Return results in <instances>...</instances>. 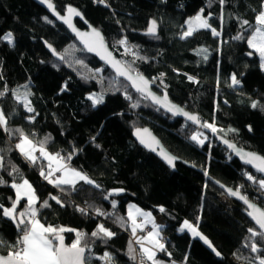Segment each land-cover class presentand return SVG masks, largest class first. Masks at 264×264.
Instances as JSON below:
<instances>
[{"label": "trees", "instance_id": "obj_1", "mask_svg": "<svg viewBox=\"0 0 264 264\" xmlns=\"http://www.w3.org/2000/svg\"><path fill=\"white\" fill-rule=\"evenodd\" d=\"M51 1L61 14L69 6L79 9L89 23L102 30L115 56L131 71L149 78L157 93L197 113L204 124H214L216 133L239 147L264 157V109L259 106L264 105V73L254 94L246 85L232 84L233 75L241 82L260 68L248 38L257 28L256 16L264 0H225L224 4L220 0ZM200 14L219 36L203 29L183 37L188 21ZM153 20L159 26L157 37L145 35ZM244 20L249 24L242 26ZM76 24L84 29L81 22ZM7 33L13 34V45L3 39ZM44 42L64 57L63 63L51 57ZM248 52L255 58H248ZM24 88H29L34 112L16 99ZM5 90L0 109L8 118L10 131L0 127V177L7 181L0 184V204L11 207L16 198L11 185L30 181L39 200L50 205L37 204L41 224L76 230L61 233L67 246L75 242L76 232L86 234L81 241L87 246L86 264H107L105 253L112 257L111 264H136L132 239L138 240L132 235L127 214L131 203L166 222L162 229L166 251L156 254L160 264H259L264 257L260 237L254 238L260 252L245 246L251 243L248 229L257 230L245 208L228 199L206 174L264 209V189L249 181L247 174L257 180L262 177L241 166L210 135L205 134L202 145L192 140L197 129L134 93L32 0H0V91ZM89 94H102L103 103L93 106ZM253 102H258L257 108L251 107ZM145 127L181 160L175 172L135 142L133 133ZM17 129L37 146L48 137L47 151L64 157L94 184L80 182L74 189L64 185L61 192L60 187L45 183L40 171L47 162L41 158L33 164L15 149L16 140L22 139ZM115 190L123 193L114 194ZM52 196L59 197L63 206ZM27 208L26 201H20L17 212ZM184 221L196 224L220 255L188 232L180 233ZM101 224L115 235L93 237L91 233ZM21 238L16 223L0 209V240L4 241L0 253L18 250ZM148 264L152 262L148 260Z\"/></svg>", "mask_w": 264, "mask_h": 264}, {"label": "snow or ice", "instance_id": "obj_2", "mask_svg": "<svg viewBox=\"0 0 264 264\" xmlns=\"http://www.w3.org/2000/svg\"><path fill=\"white\" fill-rule=\"evenodd\" d=\"M99 3L104 4L105 0H98ZM221 4L225 3V0H220ZM48 7L55 11L53 4L48 3ZM68 16L61 17L66 23L69 24L71 27V17L72 16H81L82 14L76 10L75 8L69 6L67 8ZM256 22L259 25L255 29V34L252 35L251 39L248 40V44L260 54L262 60H264V4H262V10L256 16ZM249 21L244 20L242 22V26L248 25ZM211 29L212 34L215 36H219L220 32H218L215 28H211V25L208 23V19L204 18L202 15H197L192 20L188 21V29L183 33V37H189L193 34L194 31L197 29ZM75 31V28H73ZM157 32V22L153 20L151 22V26L148 28V33L155 35ZM78 35L83 36L84 34L78 33ZM93 36L96 38L91 43H88V50L89 51H97V49H103L106 53V48L104 45L103 37L101 36L100 32L93 29ZM241 37H236V39H240ZM4 40L8 41L10 44L13 43V37L11 33H8L3 37ZM121 44H126V40L120 41ZM51 47V45H49ZM53 52L55 50L53 49ZM202 53H207V49H202ZM249 55H252L250 52ZM105 58L108 59L110 63H113V66L116 67L117 72L119 75L126 77L128 80L132 81V86L136 88V90L142 93L145 98H150L154 103L159 104L168 111L173 112V114H182L187 116L189 120L194 122H199L198 117L189 115L188 113L184 112L183 109L178 108L177 106L171 104L168 101L167 95L165 94L164 97L161 99L153 94L149 90V81L145 79L142 75L137 74L135 77L133 75L121 68L119 66V62H115L111 59L110 54L106 53ZM60 59H63L61 56ZM204 59H207V55L204 56ZM264 68V63L261 65ZM163 75V74H162ZM189 80H194V77H188ZM241 82L236 78L235 75L232 76V84L239 85ZM67 85H65V88ZM5 91H0V96L5 95ZM20 95L17 94L16 99L20 100ZM89 99L92 100L93 106L97 104L103 103V95L100 96H90ZM131 99V97H128ZM136 104H133V107H136ZM262 109H264V105H259ZM24 107L27 109L28 112H34V109L30 106V102L25 99ZM252 108L258 107V102H253L251 104ZM34 119V117H33ZM0 127L3 128L5 132H9L10 129L8 128V118L6 117L4 111L0 109ZM203 127L210 128L212 132H217L218 129L215 127L214 124H204ZM20 136L22 137L21 143L17 144V148L20 152L28 159L31 163L35 164L38 160V157L35 155L36 152H39L41 156H43L48 161H55L56 167L53 168L51 163L48 165L47 172L41 168L40 175L44 177L50 184H53L56 187L61 188V192L64 191V188L61 187L63 185H70L72 188H75V184L77 181H84L87 184H94V181L89 179L85 174L76 171L75 169H70L67 166V163L64 160V157H61L59 154L53 155L49 153L45 147V144L48 141V137H45L44 141H41L39 146H37L27 135L23 134L21 129L16 130ZM229 131H235V129H229ZM146 133L147 130H144ZM137 136H141V130L137 129L136 132ZM192 140L197 141L201 145L204 143V139L201 137V134H196L191 137ZM141 143H146L143 136H141ZM225 143H228L225 141ZM151 147V145H149ZM230 148H234L235 146L229 144ZM155 150V149H153ZM240 154V153H238ZM161 155L163 158L168 162L169 165L175 166L174 161L175 157L164 153L161 150ZM241 158L245 160L246 163L253 165L257 171L264 173V157H261L254 153H243L241 154ZM71 159V156L68 157ZM3 167V157L0 156V168ZM17 171V169L13 168V172ZM62 173V175L57 176L56 173ZM11 174V173H9ZM247 179L252 181L253 183H258L261 189H264V178L257 180L255 176L252 174H247ZM7 181L0 177V184H5ZM12 188L16 190V198L12 203V206L9 208H5L2 204H0V209H3V216L8 217L10 220L16 223V227L21 230L22 238L19 241V244L22 247L19 250H13L9 253L7 257L0 256V264H85V251L86 245L82 246L81 241L86 235L85 233L76 232V240L71 246H66L64 244V237L61 233L65 231H76L74 229H65L61 228H54L52 226H45L41 224L39 219H37V208L36 205L41 203L43 207H50L47 200L40 201L39 197L36 194L35 189L32 185L27 181L24 180L22 184L13 183L11 185ZM98 188L99 185H96ZM122 191V190H118ZM230 195L238 197L242 200L251 211L248 213L250 217L255 221V223L259 226L261 231H257L254 228H249L248 232L251 234L249 240L251 243H246L245 246H249L252 252H260L261 249L258 244L255 242V237H260L264 240V209H260L256 207L255 204L251 203L247 196L242 195L238 190L228 189ZM27 199L28 208L26 211H22L17 213V205L20 204L22 199ZM52 200L56 201L57 204L63 206L62 201L57 196H52ZM82 214L86 213L85 208L78 209ZM164 211L163 208L160 209ZM99 213V210L97 209ZM139 212V210H137ZM103 215V213H99ZM145 216L146 222L150 214L142 213ZM131 216V213H130ZM27 217V219H25ZM132 232L135 235L136 230L141 225L136 224L135 217H132ZM153 227L156 228V225L153 224ZM198 226H193L188 221H184L183 227L180 229L184 231V229H188L193 237H200L209 247H212L210 241L206 237H204L198 230ZM93 237H107L111 238L115 235L114 232L104 227V225H99L98 229L91 233ZM144 240H147L152 247H146L144 245ZM4 241L0 240V244H3ZM137 243L141 246V251L143 256L146 257L147 260L151 261L152 264H160L155 258L156 250L159 251H166L165 244L161 242V238L159 235V230L155 232H149L147 237H143L138 239ZM213 251L216 252V255H220L215 248ZM169 255H171L169 253ZM105 260L111 264L112 257L105 253L104 257ZM135 255L132 256V259H135ZM141 264H143V260H141ZM259 264H264V257L259 258Z\"/></svg>", "mask_w": 264, "mask_h": 264}, {"label": "water", "instance_id": "obj_3", "mask_svg": "<svg viewBox=\"0 0 264 264\" xmlns=\"http://www.w3.org/2000/svg\"><path fill=\"white\" fill-rule=\"evenodd\" d=\"M35 4H37L41 9H43L46 13H48L56 22H58L59 24H61L62 26H64L69 32L70 34L75 38V40L78 42V44L81 46V48L89 55V56H92L94 57L95 59H97L103 66H105L106 68H108L115 76L116 78H118L119 80H122L124 82H126L130 88L132 89V91L136 94H139L143 97H145L142 93L138 92L136 90L135 87L132 86V81L128 80L126 77L124 76H121L118 74L117 72V69L116 67L113 66V63H110L108 61L107 58H105L106 56V53L107 54H110V57L113 61L115 62H119V66L127 71H129L133 77H135L138 73H135L133 71H131L126 65H124L119 58H117L115 56V54L113 53V51L111 50L110 46L108 45L106 39H105V36H104V33L102 32L101 29L93 26L91 23H89L87 21V19L84 17L83 13L75 8L76 10H78L82 15L81 16H72L71 17V27L69 26L68 23H66L63 19H61V17H66L68 16V12H67V8L64 12V14H61L57 9H56V6L55 4L51 1V0H32ZM48 3H51L53 4L54 6V9L55 11H53V9H50L48 7ZM77 21L81 22L84 26V29H81L77 26ZM152 22V21H151ZM150 26H151V23H150ZM149 26V27H150ZM73 28H75V31H73ZM93 29L97 30L100 32L101 36L103 37V41H104V45H105V48H106V53L103 49H97V51H89L88 50V43H91L93 40H95L96 38L93 36ZM78 33H82L84 34L83 36L81 35H78ZM159 34V26L157 25V32L155 35L153 34H150V33H146L145 35L146 36H149V37H157ZM86 41L88 43H86ZM45 44V47L47 49V51L49 52V54L51 55V57L53 59H55L56 61L60 62V63H63L64 62V57L59 54L54 48L53 46L49 47L50 44L44 42ZM53 49L55 50V52H53ZM250 52L247 53V57L250 58V59H254L255 58V54L253 52L252 55H249ZM63 57V59H60V57ZM142 75L145 79H147L150 83H149V90L155 94L157 97H160L161 99L164 97V94H159L157 93L155 90H154V84L153 82L147 78L145 75L143 74H140ZM168 98V101L171 102V104L177 106L178 108L180 109H183L184 112L188 113L189 115H193V116H196L198 117V120L199 122H194L192 120H189L187 118V116H184L182 114H173V112H170L167 110V108L159 105V104H156L154 103L150 98H146L153 107L159 109L160 111L164 112L165 114H167L168 116L176 119V120H180L182 122H185L187 124H189L190 126L194 127L195 129L197 130H200L204 133H206L207 135H210L211 137H213L226 151L229 152V154L232 155V157L234 159H236L240 164L241 166L247 168V169H250L252 172H254L255 174L259 175L260 177L264 178V173H261L259 171L256 170V168L251 165V164H248L245 162L244 159L241 158V154L243 153H254V154H257L255 152H252V151H249V150H246L244 148H241L239 147L236 143L230 141L229 139H227L226 137L216 133V132H212V130L210 128H207V127H203L204 125V122L203 120H201L200 116L197 114V113H194V112H191L189 110H187L186 108L180 106L179 104L175 103L174 101L171 100V98ZM144 130H147V132L145 133ZM137 132V131H136ZM136 132L133 133V139L135 140V142L138 144V146L140 148H142L143 150H145L146 152L154 155L156 158H158L167 168H169L172 172H175L176 171V163H180L181 160H179L178 158H176L173 154H171L163 145V143L161 142V140L157 137V135L153 132V130L150 128V127H145L144 129H141V136H143L144 140L146 141V143H141V136H137ZM225 141H227L228 143H225ZM229 144H232L234 145L235 147L234 148H230L229 147ZM151 145V147L149 146ZM155 149V150H153ZM161 150H163L164 153H167L168 155L170 156H173L175 157V161H174V164L175 166L173 167L172 165H169L168 162L163 158V156L161 155ZM240 153V154H238ZM259 156H261L260 154H257ZM263 157V156H261ZM186 166L192 168V169H195L196 171H199L201 172V170L187 164V163H184ZM207 178L213 183L215 184L219 189H221L224 194L227 196L228 199L230 200H233V201H236L237 203H239L240 205H242L244 208H245V214L246 216L248 217V219L254 224V226L257 228L258 231H261L259 229V226L255 223V221L252 219V217H250L248 215V213L251 211V209L248 208V206L242 201L240 200L238 197H235V196H232L229 194L228 192V189H231L225 185H223L222 183L214 180V179H211L207 174H206ZM234 190V189H233ZM241 193V192H240ZM242 194V193H241ZM243 195V194H242ZM251 202V201H250ZM253 204L256 205V207L260 208V209H263L260 205H258L257 203H254V202H251ZM64 244L66 245L65 241H64ZM67 246V245H66ZM256 253V252H254ZM86 255H87V251H85V264H86ZM0 256H3V257H7L8 255H4V254H1L0 253Z\"/></svg>", "mask_w": 264, "mask_h": 264}, {"label": "rangeland", "instance_id": "obj_4", "mask_svg": "<svg viewBox=\"0 0 264 264\" xmlns=\"http://www.w3.org/2000/svg\"><path fill=\"white\" fill-rule=\"evenodd\" d=\"M200 15H202V14H200ZM204 18H207V17H205L204 15H202ZM208 19V18H207ZM208 23H209V21H208ZM210 24V23H209ZM257 27H259V25L257 24ZM211 28H212V26H211ZM197 30H203V28H201V29H197ZM196 30V31H197ZM195 32V31H194ZM193 32V33H194ZM8 34V33H7ZM6 34V35H7ZM255 34V32L252 34V35H254ZM252 35H250L249 36V38H248V40L249 39H251V37H252ZM12 37H13V34H12ZM8 42V41H7ZM9 43V42H8ZM14 44V37H13V43H11V45H13ZM248 46H249V48L252 50V51H254L255 53H256V55H257V57L259 58V61H260V68L256 71V72H254V73H252L250 76H248V78L246 79V80H242L241 81V83H240V85H246V86H248L247 88H249V91L251 92V94H254L255 93V89H256V87H257V83H258V79H259V76H260V74L261 75H263V73H264V68H262L261 67V65H262V63H264V60H262L261 59V57H260V54L258 53V52H256L249 44H248ZM20 100H18L19 102H21L23 105H24V102H25V99L28 101V102H30V106L32 107V104H31V100H30V92H29V88H24V89H22L21 91H20ZM90 96H95L94 94H89L88 95V98L90 97ZM99 104H97L96 106H98ZM33 108V107H32ZM26 109V108H25ZM27 110V109H26ZM201 134V137L206 141V136H205V134L206 133H204V132H202V131H200V130H198L197 132H195V134L194 135H196V134ZM21 138H18L17 140H16V144H18V141L20 140ZM34 143V142H33ZM21 153V152H20ZM50 153V152H49ZM22 154V153H21ZM52 154V153H51ZM53 155H55V154H53ZM42 158H43V156H42ZM28 160V159H27ZM51 163L52 164H54V166L56 167V162L55 161H51ZM67 166L70 168V169H73V168H71L68 164H67ZM54 167V168H55ZM76 170V169H75ZM76 171H78V170H76ZM79 172H81V171H79ZM81 173H83V172H81ZM84 174V173H83ZM56 175L57 176H60V175H62V173H60V172H58V173H56ZM86 175V174H85ZM87 176V175H86ZM88 177V176H87ZM89 178V177H88ZM90 179V178H89ZM28 181V180H27ZM29 183H30V181H28ZM80 182H82V181H77L76 182V184H78V183H80ZM23 183V181L21 182V183H19V184H22ZM31 184V183H30ZM75 184V185H76ZM53 185V184H52ZM64 186V185H63ZM14 191H15V194H16V190L14 189ZM113 193L114 194H121V193H123V191H118V190H115V191H113ZM23 200H25L26 201V203H27V199L26 198H24V199H22L21 201H23ZM36 208H37V205H36ZM17 209H18V206H17ZM137 210H139V212H137ZM18 213V212H17ZM130 213H131V216H130ZM142 213H147V214H150L149 215V217H148V220H147V222H146V219H145V216L144 215H142ZM127 214H128V217H129V219H130V223H131V230H132V227H133V225H132V217L134 216L135 217V220H136V224L137 225H140L141 224V227H138L137 228V230H136V233H135V235L133 234V232H132V235H133V237L135 238V239H140V237L138 236V234H139V229L141 230V229H143L144 227H150V228H152L153 230H152V232H155V231H157V229L159 230V235H160V237H161V234H162V229L166 226V222H165V220L162 218V217H160V216H155L150 210H146V209H143V208H141V207H139L138 205H135V204H133V203H131V204H129L128 205V207H127ZM8 218V217H7ZM142 219L143 220V223H139L138 222V219ZM9 219V218H8ZM189 222V221H188ZM190 224H192L193 226H197L196 224H193V223H191V222H189ZM153 224H155L156 225V228H154L153 227ZM183 225H184V223H183ZM183 225L179 228V232L180 233H185V232H188L190 235H191V237L192 238H194V239H200L201 241H203V243H205L204 242V240H202L200 237H193V235H192V233L188 230V229H184V231H181L180 229L183 227ZM63 228H65V229H68V228H66V227H63ZM197 230L200 232V230H199V228H197ZM201 233V232H200ZM202 234V233H201ZM204 237H206L204 234H202ZM148 236V235H147ZM207 238V237H206ZM208 239V238H207ZM144 241H147V240H144ZM208 241H209V239H208ZM148 242V241H147ZM211 243V242H210ZM206 244V243H205ZM208 247H209V245L208 244H206ZM212 245V244H211ZM210 248H213V246L212 247H210ZM156 258V257H155Z\"/></svg>", "mask_w": 264, "mask_h": 264}, {"label": "built area", "instance_id": "obj_5", "mask_svg": "<svg viewBox=\"0 0 264 264\" xmlns=\"http://www.w3.org/2000/svg\"><path fill=\"white\" fill-rule=\"evenodd\" d=\"M21 141H22V139H20V140L18 141V144L21 143ZM14 146H15V149L19 150V149L16 147V146H17L16 143H14ZM35 155L38 157V160L41 158V154H40L39 152H36ZM48 165H49V164H47V165H46V168H45V171H46V172H47V170H48ZM43 181H44L45 183L51 185L47 180L44 179V177H43ZM110 214H112V212H111ZM102 216H105V214H103ZM138 222H139V223H142L143 220L139 218V219H138ZM149 230H150V229L147 228V229L145 230V232H148ZM160 238H161V242L164 243V244H166L167 239H166L165 234H162ZM132 241H133V245H134V248H135L136 264H141V260H143V264H148V260L146 259V257L143 256V253H142V251H141V246H140V244L137 243V241H135L134 239H132ZM144 245H145V244H144ZM21 247H22V245H20V244L18 243V250H19ZM160 253H161V251L156 250V254H160ZM90 259H91V258H90ZM106 262H107V264H109V262H108L107 260H106ZM112 264H114V263H112Z\"/></svg>", "mask_w": 264, "mask_h": 264}, {"label": "crops", "instance_id": "obj_6", "mask_svg": "<svg viewBox=\"0 0 264 264\" xmlns=\"http://www.w3.org/2000/svg\"><path fill=\"white\" fill-rule=\"evenodd\" d=\"M43 160H45L46 162H47V164H49V163H51L50 161H48L47 159H45L44 157L42 158ZM51 165H52V167L54 168L55 166H54V164H52L51 163ZM82 182H84V181H82ZM52 185V184H51ZM52 186H54V185H52ZM18 206V205H17ZM143 223V222H142ZM141 225V224H140ZM144 228H146V227H144ZM144 228L143 229H139V234H138V236L140 237V238H143V237H147V235L149 234V232H152V228H150V230L148 231V232H144L143 230H144ZM144 244H145V246L146 247H152V245L151 244H149L147 241H144ZM156 257V256H155Z\"/></svg>", "mask_w": 264, "mask_h": 264}]
</instances>
